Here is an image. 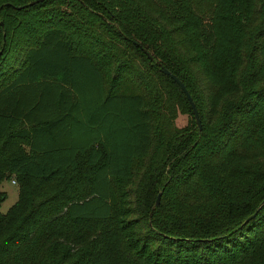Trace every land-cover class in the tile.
I'll return each instance as SVG.
<instances>
[{"label": "trees", "instance_id": "1", "mask_svg": "<svg viewBox=\"0 0 264 264\" xmlns=\"http://www.w3.org/2000/svg\"><path fill=\"white\" fill-rule=\"evenodd\" d=\"M32 1L0 0V264H264V0Z\"/></svg>", "mask_w": 264, "mask_h": 264}, {"label": "rangeland", "instance_id": "2", "mask_svg": "<svg viewBox=\"0 0 264 264\" xmlns=\"http://www.w3.org/2000/svg\"><path fill=\"white\" fill-rule=\"evenodd\" d=\"M1 22V21H0ZM188 121V115L181 113L180 111L177 114L175 120V125L177 127L184 126ZM10 179H5L0 182V192L4 193V200L0 204V212L5 213L16 201L18 194V183Z\"/></svg>", "mask_w": 264, "mask_h": 264}, {"label": "water", "instance_id": "3", "mask_svg": "<svg viewBox=\"0 0 264 264\" xmlns=\"http://www.w3.org/2000/svg\"><path fill=\"white\" fill-rule=\"evenodd\" d=\"M39 1H42V0H35V1L30 2V3L33 4V3H35V2H39ZM144 52H145V51H144ZM145 53H146L147 57H148L149 59H151V56H150L147 52H145ZM160 68H161L162 72H163L164 74L168 75L173 81H175L176 84H177V85L180 87V89L182 90V92H183V94L185 95V97H186V99H187V101H188V104H189V106H190V109H191V112H192V115H193L194 121H195V123H196V126H197L198 129L200 130V129H201V124H200V119H199V116H198V112H197V109H196V107H195V104H194V102L192 101V98H191L190 94L188 93L187 89L185 88V86L183 85V83H182V82H181V81H180V80H179L174 74H171V73H170L167 69H165L164 67H160ZM159 198H160V192H159V193L157 194V196H156L155 205H158V203H159ZM263 204H264V199H263L262 202L259 204V206H258L256 212L258 211V209H259ZM256 212H255V213H256ZM255 213H253L252 215H250L249 217H247L245 221L250 220V219L254 216Z\"/></svg>", "mask_w": 264, "mask_h": 264}, {"label": "built area", "instance_id": "4", "mask_svg": "<svg viewBox=\"0 0 264 264\" xmlns=\"http://www.w3.org/2000/svg\"><path fill=\"white\" fill-rule=\"evenodd\" d=\"M14 183V181H12Z\"/></svg>", "mask_w": 264, "mask_h": 264}]
</instances>
